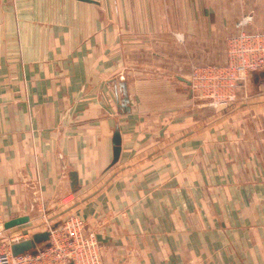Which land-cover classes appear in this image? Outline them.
I'll return each mask as SVG.
<instances>
[{
    "label": "crops",
    "instance_id": "0c3cea01",
    "mask_svg": "<svg viewBox=\"0 0 264 264\" xmlns=\"http://www.w3.org/2000/svg\"><path fill=\"white\" fill-rule=\"evenodd\" d=\"M247 14L264 32V0H0V225L30 217L5 234L78 214L103 264H264V78L220 109L189 86Z\"/></svg>",
    "mask_w": 264,
    "mask_h": 264
},
{
    "label": "built area",
    "instance_id": "2783aa9c",
    "mask_svg": "<svg viewBox=\"0 0 264 264\" xmlns=\"http://www.w3.org/2000/svg\"><path fill=\"white\" fill-rule=\"evenodd\" d=\"M252 20L253 15L247 14L237 23L238 33L229 39L224 65H204L191 72V87L197 96H225L226 99L213 104L228 106L235 100L234 91L239 85L249 86L250 71L264 69V32H248L245 29ZM216 88H220L221 92L217 93ZM71 200L68 198L65 203ZM54 225L48 223L39 231L49 232V245L43 243L34 252L18 255L13 254L12 245L30 239L34 233L29 229H19L5 234V230L11 228L2 227L0 264H103L98 240L92 232H85L84 218L70 214Z\"/></svg>",
    "mask_w": 264,
    "mask_h": 264
},
{
    "label": "water",
    "instance_id": "95a60500",
    "mask_svg": "<svg viewBox=\"0 0 264 264\" xmlns=\"http://www.w3.org/2000/svg\"><path fill=\"white\" fill-rule=\"evenodd\" d=\"M86 1H90V0H86ZM261 77L264 78V70L260 71L259 73H256L255 81H258ZM119 87H120V92L123 95V97L120 99V109L124 112H129L131 110V107L129 105L130 99L128 93V85L126 82H121L119 84ZM112 142H113V160H112V164H113L118 161L121 152V135L118 129L114 131ZM71 180H72V185L74 186L77 183V175L75 173L71 174ZM29 219L30 217L28 215L17 216L10 219L9 221H6L4 223V227L6 229H9L18 225H22L28 222ZM56 225L58 224H55L54 226ZM49 237L50 234L48 231L34 233L30 239H26L21 242L14 243L11 247L12 252L14 255L22 254L27 251L34 252L38 245H41L43 243L45 245H49ZM69 264H73V263H69Z\"/></svg>",
    "mask_w": 264,
    "mask_h": 264
},
{
    "label": "rangeland",
    "instance_id": "374dc122",
    "mask_svg": "<svg viewBox=\"0 0 264 264\" xmlns=\"http://www.w3.org/2000/svg\"><path fill=\"white\" fill-rule=\"evenodd\" d=\"M245 16V15H244ZM244 16H242V17H240V19L241 18H243ZM239 19V20H240ZM238 22H240V21H238ZM237 22V23H238ZM250 24V23H249ZM246 27H247V25L245 26V29H246ZM233 36V35H232ZM232 36H230V38L232 37ZM229 38V39H230ZM228 42H229V40H228ZM228 46V45H227ZM227 50H228V48H227ZM225 60H224V62L222 63V64H220V65H224L225 64V62L227 61V52L225 53V58H224ZM203 64H198V65H192V67L190 68V71H189V86H190V90H191V92L192 93H194L193 91H192V87H191V81H190V77H191V72H193L195 69H197L198 67H200V66H202ZM212 65H217V66H220V65H218V64H212ZM264 69H262V70H259V69H257V70H254V71H250V73H249V75H250V80H251V82H249V84H250V87L253 85V82H254V80H255V76H256V73H259L260 71H263ZM239 90H241V91H244L245 93H246V91H248V89L247 88H245V87H242L241 85H239L238 87H237V89H235V91H234V94L236 95V97H237V91H239ZM215 91H217V93H220L221 92V89L220 88H216L215 89ZM250 91V90H249ZM194 95L196 96V97H198V99H200V100H202V101H204V102H206V104H208L209 106H211V107H214V109H220L221 107H224V106H226V105H217V106H215L213 103L215 102V101H223L224 99H226V97L225 96H215V97H199V96H197L198 94H196V93H194ZM200 95V94H199ZM234 101H236V98H235V100ZM233 101V102H234ZM74 215H78V214H74ZM80 216V215H79ZM56 224H59V222L58 223H56ZM1 226V225H0ZM2 227V226H1ZM98 244H99V241H98ZM99 246H100V244H99ZM100 251H101V247H100ZM102 256V255H101ZM102 263H103V260H102Z\"/></svg>",
    "mask_w": 264,
    "mask_h": 264
},
{
    "label": "bare ground",
    "instance_id": "6f19581e",
    "mask_svg": "<svg viewBox=\"0 0 264 264\" xmlns=\"http://www.w3.org/2000/svg\"><path fill=\"white\" fill-rule=\"evenodd\" d=\"M57 223V222H56Z\"/></svg>",
    "mask_w": 264,
    "mask_h": 264
}]
</instances>
